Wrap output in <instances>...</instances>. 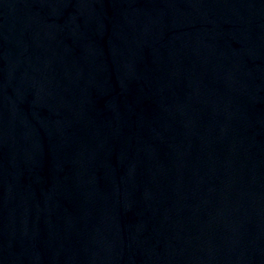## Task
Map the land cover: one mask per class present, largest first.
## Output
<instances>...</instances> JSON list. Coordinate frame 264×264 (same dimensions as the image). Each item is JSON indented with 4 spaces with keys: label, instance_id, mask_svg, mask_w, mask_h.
I'll use <instances>...</instances> for the list:
<instances>
[{
    "label": "water",
    "instance_id": "water-1",
    "mask_svg": "<svg viewBox=\"0 0 264 264\" xmlns=\"http://www.w3.org/2000/svg\"><path fill=\"white\" fill-rule=\"evenodd\" d=\"M0 264H264V0H0Z\"/></svg>",
    "mask_w": 264,
    "mask_h": 264
}]
</instances>
